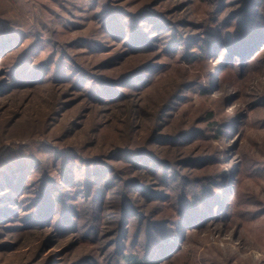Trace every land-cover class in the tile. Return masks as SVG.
<instances>
[{"label":"rangeland","instance_id":"rangeland-1","mask_svg":"<svg viewBox=\"0 0 264 264\" xmlns=\"http://www.w3.org/2000/svg\"><path fill=\"white\" fill-rule=\"evenodd\" d=\"M245 2L0 0V173L22 161L29 191L61 182L66 166L79 183L96 167L102 185L116 182L96 218L69 232L55 229L57 216L28 224L35 195L7 205L0 188V206L17 211L0 218V264H113L124 198L134 211L124 250L136 237L140 253L146 223H176L179 192L214 179L217 220L186 224L177 253L156 264H264V38L245 61L224 43ZM109 21H128L125 34ZM136 34L148 41L139 49ZM103 83L117 98L92 96ZM123 153L162 167L153 173ZM162 173L189 183L166 185Z\"/></svg>","mask_w":264,"mask_h":264},{"label":"trees","instance_id":"trees-1","mask_svg":"<svg viewBox=\"0 0 264 264\" xmlns=\"http://www.w3.org/2000/svg\"><path fill=\"white\" fill-rule=\"evenodd\" d=\"M243 1L246 2L242 8V11H238L234 14L236 18L233 19L235 20L233 23L237 30L229 32L228 34H231L230 36L232 39L227 37V40L225 39L224 43L227 44V48H229L228 50L230 51L231 56L241 55L245 61L248 58V55L253 52L259 42H261V40L264 38V22L261 21L262 15L260 13V11L263 9H260V7L262 6V2L264 0ZM118 17L122 18V16ZM149 18H151V20L153 19V17ZM127 22L128 21H109L108 26L110 25V32H117L118 35L120 34V36H123L125 32L122 31V27L123 25L128 26L129 22ZM130 40L132 41L130 42L132 47L137 46L136 48L138 49L144 47L148 43V41L142 38V36H139V34L136 37L131 35ZM143 76L146 78V74L144 73L136 76V78H142L141 82L139 83L140 86L147 82ZM29 79L33 82L37 80V77L36 75H33L30 76ZM21 80L23 79H20V77L17 76L16 82H20ZM23 82H25V80H23ZM95 87H101L97 90L92 87V96L95 98L102 97L101 99H103V97H107L113 100L117 98L115 91L110 88L109 85L103 83L102 86L96 85ZM135 88L139 89L140 87ZM183 140L187 141L188 137ZM121 158L128 161L133 160L134 163L144 164L145 166L150 167L153 173L157 174L159 169L162 167L157 166L156 163H154L153 160L147 156L137 157L135 155H128V153H123ZM65 163H67V161ZM24 166L25 164H23L21 161L16 166H8V170L5 173H0V188H5L4 191L6 192H4L5 194L2 198L4 200V204H14L15 206H21V202L18 201L17 196L20 198L22 196L24 197V194H26L28 191L29 193L35 195V197L29 198L30 204H34V207L31 208L32 211L28 213L27 217H30L31 220L28 224H32V226H44L43 224L45 223H52L54 217L57 216V221L55 222L54 227L60 232L79 231L80 226L78 225V220L86 215H89L91 219H95L96 216H94V214L101 210L100 206L102 205V200L106 193L105 187L110 189L111 185L116 184V182L113 181L111 183V179L102 185L100 181L103 180L105 172L104 170V173L99 172V167H96V169L93 171L88 169L85 180L82 181V183H79L77 178H74L75 171L73 172L69 166H66L61 182H59L56 178H52L53 180L50 179L47 183L44 180L42 185L35 188L36 190L34 189L29 191L31 185L28 184V170H23ZM162 178L166 185H174V183L176 184L177 182L183 180L179 175H176V173H173L169 176L162 173ZM187 182L188 180H183L181 183L177 184L176 188H179L181 184L186 185L189 183ZM217 184L220 183L217 181L215 182L214 179V181H210L209 185L205 183H202L199 186L194 185L193 195H189L185 191L181 193L179 192L178 197L176 198V210L178 217L176 219V223L173 222L171 225H168L165 220L148 221L145 225V235H143L144 237L142 238L143 243L140 245V247H138V249L141 251L140 253H135V251H132L133 247L135 250V247L140 244L139 242H136V237L134 238V243L131 244V248L128 249L130 250V253H125L127 248L124 250L125 245H127V243H125L126 237L124 236V233L127 231V226L125 223L127 222V216L129 218V213L134 215V211L131 212V208L129 207L130 201L124 198L122 200L121 214V222L124 224L120 226L118 231L120 233L115 239L117 249L114 252L115 254H113L111 257L113 264H156L166 261V259L172 258L171 256L177 253L176 250L179 247L178 241L183 238V231L187 225H197L195 227L200 228L207 225L208 222L213 219L217 220L218 216L217 214H214L213 210L216 199L215 194L217 193V190L215 191V189L211 187L213 185L220 186ZM76 187H78L77 190ZM219 188L221 189V186ZM74 193H83L84 195L82 198H85V200H90L89 202L91 205H89L88 211L83 213L81 208H79L82 204L79 205V201H76L78 203L73 201L76 199V197H78L75 196ZM144 193H147V195L150 194L149 191H145ZM156 197L157 195H155V198ZM69 199L72 201H69ZM13 210H8L0 206V218H8L10 213L17 214V211ZM131 219L132 218H129V221ZM91 228L92 227H89L88 229ZM116 256H121L122 258H117Z\"/></svg>","mask_w":264,"mask_h":264}]
</instances>
